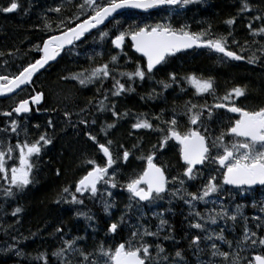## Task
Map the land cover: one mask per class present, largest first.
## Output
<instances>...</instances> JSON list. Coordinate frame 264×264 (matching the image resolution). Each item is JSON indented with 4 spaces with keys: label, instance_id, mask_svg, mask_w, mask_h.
Here are the masks:
<instances>
[{
    "label": "snow or ice",
    "instance_id": "1",
    "mask_svg": "<svg viewBox=\"0 0 264 264\" xmlns=\"http://www.w3.org/2000/svg\"><path fill=\"white\" fill-rule=\"evenodd\" d=\"M202 0H80L75 3L74 0H66L68 5H73L76 9L71 15H63L67 10L62 5L55 8L47 9L41 14L42 31L47 33L46 38L42 39L41 43L32 46L30 51L38 52L39 58L30 61L26 65L19 67L16 73H7L8 61H4L5 74H0V96L14 95L17 91L22 90L23 87L33 82V77L50 61H55L57 57L67 50H72L77 46V42L86 39V35H91L92 31L99 32L98 39L104 41L111 39V44L116 49H121L124 45L125 39L130 38L132 47L137 53H141L145 63L141 65L137 63L134 71L131 72H117L115 67L117 56L113 55L109 62L103 64H96L88 69H83L80 72L72 73L70 77H61L62 79H69L78 81L81 86H87L93 83H100L103 85L107 79H112L113 85L111 95L118 97L124 92H131L134 89L131 84L126 86L122 83L119 77H127L129 82L135 81L137 78L143 81L145 78H151L158 65L166 63L169 57L175 56L176 53L184 50L191 49L193 46L206 47L216 53L221 54L220 60H245L246 57L239 55L237 52L230 50L228 41L232 38V32L227 34H220L217 36L211 35V25L208 29H203L200 32H192L188 25H181L179 28L173 27L170 22H157L156 24H145L140 26L133 22L122 31L113 37L110 36L108 31H101V26H104L107 21L115 20L114 14H121L119 10L123 9H141L148 11L149 9L166 8L170 15L175 11L183 9L187 5L201 3ZM20 7L17 0H11L6 7H0L3 13H12ZM253 7L249 0H241V7L237 15L244 13H251ZM258 14L252 17L247 24L249 36L252 37V45H261L257 51L262 55L257 56L255 53L247 57V63L250 65L257 64L264 60V9H258ZM47 12H54L58 15L56 21L49 19ZM252 21H260L261 26L256 28L253 26ZM236 22V17H229L224 21L228 26H233ZM55 23V28H53ZM120 22L116 21V27H119ZM261 37V40L256 39ZM94 39H96L94 37ZM233 44L238 42L232 39ZM250 46L248 40L244 41V46H241V51L245 47ZM19 49L14 53L9 51L7 53L0 52V57L5 55L9 57L16 56ZM79 55V53H76ZM101 55V53H96ZM89 61L95 63L94 57L89 56ZM188 84L195 88L197 95L208 94L215 97V86L212 77L203 78L197 76L195 73L187 74L183 78ZM169 81L171 83H169ZM177 82L175 72L168 73L167 80H161L157 83L162 85L163 89H168L172 84ZM29 98L20 99L11 111L0 113L5 117L11 118L13 114L29 113L31 111L30 105H39L44 98L42 92H35ZM99 92L100 89H97ZM246 87L239 85L229 89L223 96L215 97L218 102L213 105L207 103L203 105L193 104L191 101L185 102L184 115L188 118V123L191 125L187 131H179V121L175 109H173L172 118L169 120H162L164 110L161 114L154 117L155 120L161 121L166 126V134L162 135L158 145L152 146V151L146 156V167L138 175L129 178L125 185L129 193L130 203L126 206L132 207V202L139 204L140 202H148L151 204L153 201L162 199L164 194L168 193V184L170 181L165 175V169L157 166L154 163L156 155L155 149L157 147L163 149L169 140H175L180 145V158L185 167L182 173L183 177L187 180H195L200 175L196 171L197 165L215 164L219 166L222 171L223 185H234L238 189H243V186L251 188L253 185L264 186V106L256 110H248L247 108L238 106V98L246 95ZM159 95V93H156ZM148 98H153V93L148 94ZM109 97L107 92L104 94L102 100L96 101L97 111L104 112L110 110L112 115L119 120L121 115L127 116L125 112L120 114L116 111V105L113 103L109 108L107 105ZM144 99V97H141ZM93 101L90 99L88 105ZM87 107V106H86ZM216 109H227L229 113L239 115V118L231 122V126L226 131H221L219 135L212 136L207 126V121L204 119L205 112H207V120L211 121ZM86 111V108L80 109L77 116H81ZM74 113L65 111L64 117L67 121L71 122ZM144 114H140L136 118V122L131 125L132 129H153L161 133L165 132V128L157 126L153 128V124L146 118ZM79 124L87 125L88 120L81 118ZM91 123L94 125L96 120L93 119ZM49 127H54L53 121H48ZM39 128V125H35ZM116 123H108L101 127V132L108 135L109 129H114ZM19 134V122L16 119H10L8 127L0 129V131L7 133L8 131ZM202 129V131H201ZM89 140H91L99 152L103 154L105 163L101 166L97 164L94 159L85 160V164L90 166L83 176L75 182V193L71 194V200L66 201L72 204H83V200L77 198V194L81 196L89 195L92 198L102 195L100 186L104 185L107 188L117 187V171L113 168L117 165L119 159L127 161L130 152L126 149L122 152V157H116L111 151L113 144L112 140H107L106 143H100L97 136L91 133H85ZM226 136H231L232 143L225 141ZM4 141L0 140V144ZM52 143L51 136L48 133H41L37 139L29 142L27 139L23 142L17 140L15 145L7 144L0 150V180H3L6 185L3 188V195L5 197H13L17 192H22L29 185L34 182V170L36 163L46 145ZM123 149V145H120ZM135 147V146H134ZM213 151L216 155L213 156ZM11 166L9 167V162ZM111 173V174H110ZM60 170L57 169V175ZM215 176H209L207 182L197 192H188L184 188L185 180L177 176L172 177L173 183L178 182L180 188H176L169 193L172 197L179 198L184 201L190 208L189 217L192 218L190 227L201 231H206L205 223L200 221L211 222L216 224L217 219L231 220L235 222L238 216L243 215L241 209L243 205H236L233 214L229 215L228 209L221 206L219 211L210 209L206 213H201L196 210L195 202H205L206 198L217 194L222 191L221 184H217ZM64 194H68L70 189L65 187L62 189ZM111 191H107V196L111 197ZM59 202V201H57ZM255 206V205H254ZM113 207L107 200L104 202V211L107 213L109 208ZM261 211L264 212V206H261ZM22 212L21 207H16L11 215L17 216ZM76 215L84 216L86 219L91 220L92 217L85 212H77ZM154 216L162 217L163 213H153ZM139 219V218H138ZM253 219L259 220L256 224L257 229L264 230V219L254 217ZM123 216H121V222ZM167 221L160 219L157 230L152 232L148 227L143 225L134 226L130 237L125 242L118 244L115 249L104 248L103 244L99 245L96 250L99 253L97 259H91L93 253L86 252L83 248L77 247L79 241L84 237H74L71 240L61 237L62 246L53 251L52 255L57 258L59 264H100V259H103V264H187L184 252L177 249L174 254H168L166 249L161 244L155 246L145 241L146 236L158 237L160 232L164 229ZM118 229V223L114 222L109 225L108 232L115 233ZM56 233H61L62 228L55 229ZM15 239V238H13ZM165 240L172 239L171 236H164ZM203 240L212 241L208 249L209 259L207 262L199 259L200 254L204 253V249L200 247L202 237L200 235H193L189 248L194 250L197 255V264H242L240 252L247 251L248 247L255 248L260 246L264 249V236L258 235L257 231L249 228L247 217H245V224L243 227L242 235L235 241L236 248H233V241H229L224 236V229L220 232H213L203 237ZM215 241L226 243L230 251H222ZM153 247L155 248V255H153ZM15 245H10L9 251L14 249ZM22 253L16 250V255L20 256ZM78 256L79 260H74L73 257ZM220 258L217 261L215 258ZM37 259L45 261L49 264L45 253H40ZM247 264H264V254H255L248 259Z\"/></svg>",
    "mask_w": 264,
    "mask_h": 264
},
{
    "label": "trees",
    "instance_id": "2",
    "mask_svg": "<svg viewBox=\"0 0 264 264\" xmlns=\"http://www.w3.org/2000/svg\"><path fill=\"white\" fill-rule=\"evenodd\" d=\"M24 1L26 2L28 8V0H17L19 5H21L20 3ZM249 2L253 7V11L251 13H244L242 15H237L241 7V0H202L201 3L187 5L179 11H175L174 14L170 15V17L168 18H166L165 16V11L167 10L166 8L153 9L148 13H141L136 10H127L121 13L119 15V18L110 21L107 24V27L111 31L109 32L110 36H113L115 30H123L127 26L133 24V22L140 26H143L145 24H156L157 22H170L173 27L176 28H179L181 25H188L192 32H200L203 29H208L209 25H211V35L213 37L220 34H227L230 31L232 32V38L228 41L229 48L231 50L237 52L239 55H241L242 53L257 54L260 53L259 51H257V49L261 45L251 44L252 37L249 36L247 24L250 20H252V17L258 14V9H264V0H249ZM44 4L53 6L54 8L58 5H62L65 9H67L63 14L69 15V13L67 12H71L73 10V5H68L67 3L62 4L60 0H46ZM20 11H22V8H20ZM157 11H161L162 13H159L158 16H154L155 12ZM36 13H39V11H36ZM162 15L163 17L161 18ZM231 16L236 17V22L233 26L230 27L226 25L224 21ZM36 20L39 21V17H36L35 19H15L7 15L5 18H0V37L9 32L16 35L14 39H6L10 43L4 40L3 42L5 43L3 44L5 45L6 43H8L7 45L10 44L9 46L11 51H17L19 47H21V49H24V47L22 46V41L26 39H32V42L36 43V41H34V38L30 37L32 35V30H35V25L31 24L30 22H35ZM116 21L120 22L119 27H116ZM252 23L256 28H259L261 26L260 21H252ZM95 33L96 31L91 35ZM88 38L89 35L86 36V39ZM95 38L96 39L94 40V42H98V37L95 36ZM2 39L3 38H0V41H2ZM232 39H235L238 43L233 44ZM256 39L261 40V37H257ZM245 40L249 41L250 46L245 47V50L241 51V46H244ZM94 42H88V51L86 52V57H94L95 63L91 62V66H89L88 64L82 67L77 66L78 63L75 62L66 64L61 63L62 73L64 72L62 69H65L68 66V70L71 69L72 71V66L76 65L78 69L76 70L79 71V69H88L89 67L95 66L96 64L109 62L111 56H109V60H106L103 58L102 53L99 56L96 55V53L98 52L93 46L95 44ZM261 43L264 44V40H261ZM19 51L21 50L19 49ZM207 52L209 51L191 49L186 52L177 54L172 58H169L163 67H158V70L156 71L157 76L154 78L156 80L155 83H153L152 79L150 78H145L143 81L137 78L135 80V83H133L134 81H125L123 78V83H125L126 86H128V84H131V87L134 89V91L126 92V95L124 94V97L120 99L119 106L123 107L124 110L130 112L140 111L142 112V114H144L143 118L147 117L151 120H155L154 117L160 115L161 110L163 109L164 114L162 115L161 119L169 120V116L170 119L172 118L173 109H175V111L177 109H180L183 105H185V102L191 101L193 104L198 105L217 102V99L215 97L223 96L225 92L231 89L234 85L246 87V95L248 97V101L242 103L247 108H259L262 106V103L264 104V60H261L257 64L250 65L247 63L246 57L245 60L240 61L224 60L223 62H221L220 60V63L218 64L216 63V57L214 56H201V54H205ZM212 57H214L215 59H213ZM133 59L134 58L131 57L129 60L132 61ZM82 63H85L84 59ZM214 64H216L217 66H215ZM115 67L117 70L122 72H131L135 70L136 65L131 66L129 64L120 62L117 59ZM169 72L176 73L177 82L175 84H172L168 89H163V87H161L162 85L158 84L157 82L161 80H167ZM190 73H195L197 76L203 78L212 77L216 85L215 97H212L208 94L197 95L195 93V88L191 84H187L182 76V74ZM70 75L71 74L63 73L61 74V77H69ZM61 77L59 76L58 78H54L53 80L51 79L48 83L44 82L46 84L47 91L51 92L49 97L53 98L55 93L52 91L56 90V94L58 93L57 96L59 97L57 98L55 96V98L53 99L56 100V102L58 101V103L60 102L59 104L60 106H62V109H64L66 103L60 100L74 99L71 107H75L74 109L77 110V112H80V109L82 108H86L87 110L90 107V105H88V101L90 99L83 97L80 94L81 90H78V93L77 89L80 88H77L76 84H69L67 83L68 79H62ZM169 83L171 82L169 81ZM156 85L160 86L157 87ZM152 86H155L156 88L153 89L151 88ZM74 87L76 89H74ZM102 87L103 85H101V88ZM103 93L104 92H102L101 95L96 96L93 101L101 99ZM149 93H159V95H153V98L149 99ZM141 97H144V99H141ZM156 112L160 114H157ZM83 114L85 116L86 111ZM90 115L92 116V113ZM84 116L82 117L84 118ZM81 118L80 116H72L71 119L73 127L70 128L69 126H66V129L64 128V132L62 130L63 133L71 132L76 135H72L74 136V140L71 137H67V139L71 140L73 145L81 143V147L79 146L78 149H76L75 146L72 147L71 145V148H67V151L64 147V142L57 144L54 150V154L53 151L51 153L52 160L45 163L44 172L39 171L38 173V182H41L39 186L34 188H26L22 192H17L13 197H3V200L9 199L7 203L0 201V228L4 229V226L1 225V223L5 222L8 219L13 222V228H18V232H12L0 237V243H4L3 245H15V248L9 250L8 252H5L0 248V264H45L44 260L37 259V257L43 249H51V247H54V244L50 246L48 241L51 238L50 234L55 233L56 228H62V232L68 229L65 223L69 220V216L66 217L67 212L68 214H70L69 211L75 212L76 210L79 211L80 209V212H82V210L88 209L86 213H88L89 216L92 212L97 211L96 219L98 220L96 224H89L85 221V223H82L81 229L83 231L84 239L78 242L77 247L83 248L86 252H91L94 255V253L97 252L96 250L98 249L99 245H106L110 241L111 237H116L121 240L122 237L125 236L122 233V230H117L113 234H111L110 232H106L108 231L107 228H109L108 225L114 223L115 219L110 220L111 222L109 221L107 223H104L103 220L105 218L101 217L104 212L101 211L99 204H97L94 200H92L94 201L92 202L89 199L82 198L84 205L82 207H76L75 210V208L71 209L72 207H69L68 204L63 201L62 194L60 195L63 189L62 184L68 182V179L72 177V173L74 175H77L79 173L78 171L80 170V168L76 170V166L79 163L83 164L89 156L97 161L103 158L97 150L96 145L94 143H92V145L89 144L88 139L84 136L85 133H91L95 136L97 134V130L99 129L97 127V123H95L94 125L91 123V125H89V120L87 117H85V119L88 120V124L82 125L78 122V119ZM49 120L50 119H43V122L48 125ZM95 120L96 122L98 121V119ZM129 123L130 121L126 119L118 127L116 126L113 131H111V129L108 130L107 140L113 141L114 147L118 148L117 152L119 153V156H121V147H119L120 145L124 144L126 146H130L129 148H126L123 145L124 149L128 150L131 155L132 147L135 146L136 151L138 148L145 146V140L150 138L145 137H147L151 133L158 134L159 136L163 134L153 129H139V131L134 129L132 131ZM152 124L154 129L157 126L166 128V126L162 123L158 124V122H153ZM180 124L182 125L183 122H181ZM111 133L114 135H112ZM60 141H62V139ZM148 141H150V139ZM138 153L139 158L143 157V153L141 151ZM130 155L128 158L129 161L131 159ZM168 156H166V158H171ZM57 169L60 170L59 175H57ZM58 195H60L59 197L61 198H59L60 202H56ZM75 206L78 205L74 204V207ZM16 207H21L22 212L13 217L11 213ZM64 209L67 210L64 211ZM89 209L94 210L91 211ZM53 211H62V213H59L60 216H58L55 215ZM98 217H100V219ZM76 219L77 217L73 218V220L71 221H76ZM91 227L93 229H91ZM49 228L51 229V231H49ZM255 229H257L256 226ZM99 230L103 231V233H99ZM71 239L73 238H69V240ZM2 240H4V242ZM55 240L56 239L54 238V241ZM16 249H19V251L22 252L20 256L14 254V250ZM222 250H225V248H223ZM46 256L48 262H50L51 264H59V261L56 258H53L52 253L49 252L46 254ZM92 257L90 258V260L92 259ZM73 259L79 260L80 258L76 256L73 257ZM100 264H103V262H100Z\"/></svg>",
    "mask_w": 264,
    "mask_h": 264
},
{
    "label": "flooded vegetation",
    "instance_id": "3",
    "mask_svg": "<svg viewBox=\"0 0 264 264\" xmlns=\"http://www.w3.org/2000/svg\"><path fill=\"white\" fill-rule=\"evenodd\" d=\"M5 14L10 16V17H13L15 19H18V18L21 19L23 16V13L21 11L19 13L12 12V13H5ZM52 16H53V18L57 17L56 13H52ZM30 17H32V16H30ZM30 23L34 24L33 22H30ZM30 23H27V24H30ZM41 29H42V21H41V23H39V27L37 28V30L36 29L32 30V35L30 37L34 38V41H36V43H33L32 39H26V40L22 41V46L24 47V49H21V47H19V49L21 51H19L16 56L9 57V56L5 55L3 57H0V74H5V68H4V61L5 60L8 61L7 73L12 74V73H16L19 70V67H22V66L26 65L27 63H29L30 61H34L35 59L39 58L40 54L34 50L30 51V49H32L33 45L41 43L43 38H46V36H44L45 32L42 31ZM9 51H11V49L7 50L4 47L0 46V52L7 53ZM12 52L15 53L16 50H14ZM60 58L57 59L55 62L49 63V65H46L44 69H41V71L39 73H37V75H36L37 78H35V76L33 77V82L31 84L25 86L24 88H22V90L18 91L16 94L11 96L10 98H8L6 100L5 99L0 100V113H3L5 111H11V109L15 106V104L20 99H26V98H29L31 95H33L34 94L33 90H35V92H42L44 94V98L39 105H30L31 111L29 113H24L21 115L13 114V116L11 118L5 117L2 114H0V126H2L6 122H10V119H16L19 122L20 126H22L24 123H27L28 125L31 126V128L28 129V131H24V129H21V131H19L18 135L16 133H12L9 129L10 141L23 140V139L35 140L39 137V135L41 133H45V132L48 133V135L51 136V138H52V143L50 145H46L44 147L43 151L40 154L39 159L37 161H35L37 166H36V169L34 170L33 177L35 178L36 174H37V176L34 179V182L31 185H29L28 188L34 187V186L38 187V185L41 183V182L40 183L38 182V173H39V171L44 172L45 163L52 160V158H51L52 151L54 154V150L56 148V145L63 142V141H60L62 139L61 136L70 137L73 134L71 132H67V133L62 132V129L65 128L66 126H69L70 128L73 127L72 119H71V122H69V121L65 120V117H63L65 111L71 112V110H72L71 105H72L73 100L72 99L60 100V101H64L66 103V106H64V109H62V106H60V104H59L60 102L59 103H58V101L55 102L56 100L53 99V98H55V96L57 98L59 97V96H57L58 93L56 94V90H55L54 97L53 98L49 97L51 92L47 91L46 84L44 83V82L48 83V82H50L51 79L53 80L54 78H58L59 76L61 77V74H62L61 63H63V62H61ZM62 70L64 71V68ZM47 93H49V94H47ZM120 97L123 98V96H120ZM247 99H248V97L243 98L244 101ZM99 100H102V98ZM99 100H97V101H99ZM119 103H120V100L117 102L118 106H119ZM119 107H121V106H119ZM183 109H184L183 106L180 109H177L176 114H181L183 112ZM120 112H121V110H120ZM103 117H105V114H102L101 118H103ZM43 119L44 120L51 119L52 121H54L56 123L57 127H55V126L49 127L45 122H43ZM236 119H237L236 115H233V117H231L232 122ZM217 121H219V117H216V119L214 120V122H217ZM37 124L39 125V128L35 127V125H37ZM178 130L180 131V124H179ZM84 136L88 139V137L85 134H84ZM229 138H231L232 142H233L234 138H232L231 136H229ZM160 139H161V137H155V138L150 139V141L148 143L149 150H142L141 152L144 154L146 152L148 154H150V152L153 150L152 146L158 145V142L160 141ZM106 140H107V137H105V142H106ZM88 143L92 145L93 142L88 139ZM145 145H147V144H145ZM170 148H172V149L170 150ZM121 150L123 152L124 147ZM178 151H179L178 150V144L173 142L172 140H169L163 149H161L159 147H157L155 149V152L157 154L170 152V153H166L165 155L166 156L169 155L168 157H171V158H166V156H164L162 158H156V160L160 164L164 163L163 168L165 169V175L167 176L170 183L168 185V193L164 194L163 197L169 198V201H170L171 206H172V210L175 214L181 213V211L183 210V207H184V201L179 199V198L172 197L169 194V193H171L172 190H174L176 188H180V184L178 182H175V183L171 182L172 177L177 176L180 179H184L185 180L184 188L188 192H197L204 184L205 175H207L209 173V170L212 168L211 166L206 167L205 165L198 166V167H196L197 173L200 174L198 176V178L195 180H187L182 175L185 166L183 164H181L179 161ZM175 153H177L178 155ZM160 155H162V154H160ZM87 159H90V158H87ZM104 163H105V159L103 162H101V161L97 162V164H100L101 166ZM79 168L84 169L85 167H83V164H81ZM76 181H77L76 175H74L72 173V177L68 179V182L63 183L62 186H63V188L73 187L75 185ZM126 183L127 182H122L121 185H125ZM121 185H119L120 187H118V191L124 192V190H126V188L121 187ZM262 195H264V188L258 187L254 191H252L250 194L245 195L244 198H242L237 192L236 193L232 192V200L234 203H239V205L243 204V206L245 207L246 213H248V212L256 213L257 207L253 206L252 204L260 205V203H263L264 197H262ZM126 201L128 203H130L129 199H127ZM162 202H163V200H161L159 203H162ZM132 205L134 207L135 205H138V204H136V202L133 201ZM185 205H187V204H185ZM200 208H201V206H200ZM135 209H136V207H134L133 210L135 211ZM130 219H131V215H128L127 217H125L122 221V225H120L117 230H119V231L122 230V232H125L127 230L126 229V223L129 222ZM179 225L184 226L185 222L180 221ZM149 230L150 231L154 230V227L149 226ZM170 232H172V230L169 229L167 226H165L164 229L161 231V233H163V234L170 233ZM127 237L128 236H126V235L123 236L121 241L125 242L127 240ZM186 241H188L186 238H182V239L177 240V244H181V243L186 242Z\"/></svg>",
    "mask_w": 264,
    "mask_h": 264
},
{
    "label": "rangeland",
    "instance_id": "4",
    "mask_svg": "<svg viewBox=\"0 0 264 264\" xmlns=\"http://www.w3.org/2000/svg\"><path fill=\"white\" fill-rule=\"evenodd\" d=\"M1 1L2 0H0V7H1ZM21 5H20V8H22L23 9V11L24 10H26L27 9V4H26V2L24 1V2H22V3H20ZM19 11H20V9H19ZM76 10H74L73 12H75ZM68 13H70V12H68ZM72 14V12L69 14V15H71ZM63 15H68V14H63ZM0 18H5L6 17V15L4 14L3 15V12L2 11H0ZM96 34H97V32L95 33V34H93V35H89V38L88 39H86V40H84L83 42L84 43H88V42H94V37L96 36ZM9 35V36H8ZM16 35L14 34V33H5L2 37H0V38H3L2 39V41H0V46H2V47H4L5 49H7V50H10V47H8L9 45H7L8 43H10V42H8L7 40H11V39H14V37H15ZM12 37V38H11ZM7 39V40H6ZM6 41V42H8V43H6L5 45L3 44V43H5V42H3V41ZM95 44H98V45H102L103 47H98L96 50H97V52L98 53H102L103 54V58L104 59H106V60H109V56H113V54L115 55V56H117L118 58V60L120 61V62H123V63H126V64H129V65H132V66H135V65H137V63H140L139 62V60H132V61H130L129 60V58H128V54H127V50H121V49H116L114 46H109V44L107 43V42H103V41H98V42H94ZM8 47V48H7ZM113 47V48H112ZM125 47V46H124ZM75 52H78V50H76L75 48L72 50V52L71 53H75ZM73 62H75V61H73ZM100 63H102V62H100ZM103 64V63H102ZM215 66H217L216 64H214ZM117 72H122V71H119V70H117ZM70 77V76H69ZM117 78L118 79H120L121 80V82L123 83V78H124V80L125 81H128L127 80V77H119V76H117ZM69 79H70V81H69ZM68 79V82L67 83H72V80H71V78H69ZM113 82V81H112ZM77 83H78V81H77ZM133 83H135V81L133 82ZM68 84V85H69ZM72 84H75V83H72ZM67 85V86H68ZM77 86V88H80V89H77V91L78 90H81V92H80V94L83 96V97H86V98H89L90 99V97H91V95L93 94V93H99V92H101V84L100 83H93V84H89V85H87V87L84 89L81 85H79V84H77L76 85ZM74 89H76L75 87H74ZM97 89H100V91L98 92L97 91ZM112 90V89H111ZM111 90H110V93H107L108 94V97H109V99L108 100H113V98H115V97H113L112 95H111ZM52 92H54L55 93V90H53ZM78 93H79V91H78ZM71 98V97H70ZM91 107H92V116L91 115H89L88 113H87V111H86V115L84 116V114H82L81 116H80V118L82 117V116H84V119H85V117H87L88 118V120H89V124L91 123V120L92 119H95V118H98V121L96 122L97 123V127L99 128L98 130H97V134L95 135V136H97V138H98V140H101V141H103V142H105V133L104 132H101L100 131V129H101V127L103 126V125H106V124H108V123H110L108 120H109V117H106V115H105V117H103V118H101L102 117V114H103V112H99V111H97V105H94V104H92V105H90ZM75 107H72V113H74V115H75V113H79V112H77V110H75L74 109ZM183 108H184V105H183ZM96 112H97V114H96ZM157 114H160V113H158V112H156ZM184 109H183V112L181 113V114H177V119H178V121H179V124L181 123V121L184 119V118H186L187 116H185L184 114ZM73 115V117H77V115H75L74 116ZM83 118V117H82ZM137 118V117H136ZM169 119H170V116H169ZM149 121L151 120V119H148ZM152 121V123L153 122H158V124H160L161 122L160 121H155V120H151ZM40 123V122H39ZM113 123V122H112ZM56 124V123H55ZM65 129H66V127H65ZM63 130V132H64V128L62 129ZM111 131H113V129H111ZM112 134V133H111ZM72 135H74V134H72ZM70 136L71 138H73V140H74V136ZM112 135H114V134H112ZM149 136V135H148ZM148 136L147 137H145V138H148ZM65 137H66V139H65ZM61 138H62V141L64 142V147H65V149L67 150V148H71V145H72V147L73 146H75V148L76 149H78V147L80 146L81 147V143H77V144H75V145H73L72 144V141L71 140H69V139H67V136H61ZM153 137H150V138H148V139H146L145 140V143H144V145L145 144H147V145H145V146H142V147H140V148H138L136 151H135V147L133 146L132 147V154L130 155V157H131V159H130V161L129 160H127V161H124L123 159H119L118 161H117V165H114L113 166V168L114 169H116V171H117V176H116V180H120L121 179V177L123 178L124 176H126V174L128 173V171H130L131 169H134V168H136L137 166H139L140 164H141V162H142V160L144 159V157L146 156V155H148V153L146 152L145 153V155L143 156V157H140L139 158V153L138 152H140V151H142V150H149V145H148V143H149V139H152ZM0 140H3L4 141V143L3 144H0V150H2L7 144H9L10 142H9V140H8V137H7V135L6 134H4V132H2V131H0ZM225 141L227 142V143H232V139L231 138H229V136H226V138H225ZM123 145V144H122ZM120 147V146H119ZM111 148L112 149H114L115 151H114V156H116V157H120L119 156V153L117 152L118 151V148H115L114 147V143L112 144V146H111ZM75 149V150H76ZM68 151V150H67ZM215 152V151H214ZM121 153H122V151H121ZM216 153V152H215ZM90 157V156H89ZM88 157V158H89ZM76 161V160H75ZM84 164V163H83ZM80 165H81V163H79L77 166H76V170L80 167ZM216 166H218V165H216ZM85 167V166H84ZM219 168H216L215 169V174H218L219 172H220V170H218ZM80 171V170H79ZM78 171V172H79ZM222 172V171H221ZM77 173V172H76ZM111 174V173H110ZM65 178V177H64ZM63 178V179H64ZM62 180V179H61ZM39 186V185H38ZM221 186H222V184H221ZM110 189L111 188H107V186H104V185H101L100 186V192L102 193V195H98L97 197H95V198H92V197H90L89 195H84V196H81L80 194H77V198L78 199H81L82 200V198H85V199H89V200H94V201H96V202H98V203H102L104 200H105V196L103 195V194H105V193H107V191H110ZM232 192H234V193H238L242 198H244L245 197V195H247V194H250L251 193V191L250 190H248V189H246V188H243V189H238V190H231L229 193H231L232 194ZM73 193H75V188H74V186H73V188H71L70 189V192L68 193V194H66V198H64L65 196H63V198H64V200L63 201H65V203H67L68 204V206L69 207H72L71 209H74L75 208V210H76V207H82L84 204H76V205H78V206H75L74 207V204H72V203H68V202H66V201H70L71 200V194H73ZM215 195L216 194H213L212 196H214L215 197ZM3 197H5L4 195H3V192L2 193H0V201H3V202H5V200H3L2 198ZM58 197H59V195H58ZM262 197H264V195H262ZM6 198V197H5ZM60 198V197H59ZM59 198H58V201L60 202V200H59ZM211 198V196L210 197H208V198H206V200H208V199H210ZM61 199V198H60ZM9 201V200H8ZM8 201H6V203L8 202ZM94 201H92V202H94ZM10 203H12V202H10ZM221 203H219V205H220ZM150 205V204H149ZM203 205H204V203H203ZM240 205H243V204H240ZM259 206H264V202L263 203H260V205ZM220 207H217V208H210V209H216V210H218ZM228 208H229V210L231 211V213L233 214V212H234V210H235V208H230V206L228 205ZM66 209H64V211H65ZM86 211H88V209H86V210H82V212H85L86 213ZM101 211H103L102 209H101ZM241 211H242V213H243V215H241V216H238V218H237V220H242V221H245V217H247V223L249 222V220H250V217H249V215L248 214H246L245 213V211L243 210V209H241ZM54 212V214L55 215H58V216H60V214L62 213V211H60V212H56V211H53ZM77 212H80V209H79V211H75V212H73V211H70V214H68V212H67V216L66 217H68L69 216V220L65 223V225H67V227H68V229H66L65 231H63V232H61V233H51L50 234V236H51V238H50V240L48 241V243L50 244V246H52L53 244H54V247H51V249H49V248H45V249H43V251L45 250V253H53V251H55L57 248H59V247H61L62 246V241H61V237H63L64 239H68L69 240V238H74V237H83L84 235H83V231H82V229H81V227H82V223H85L84 222V220H83V218H82V216H78V215H76V213ZM104 212V211H103ZM60 213V214H59ZM88 214V213H87ZM77 217V219H76V221H71V220H73V218H76ZM255 217H260L261 219H264V212H262L261 211V208H259V209H257L256 210V215H255ZM259 221V220H258ZM133 223H136L135 221H132ZM260 222V221H259ZM12 224H13V222L10 220V219H8V220H6L5 222H2L1 223V225H3L4 226V229H0V237L1 236H4V235H7V234H10V233H12V232H18V228H13L12 227ZM139 225H143V224H141V223H138ZM227 224H229V223H227ZM119 225H122V223H119ZM230 225V224H229ZM132 226V224H129V222H127L126 223V229L128 230L130 227ZM144 226V225H143ZM248 226H249V228H251L252 229V227L250 226V224L248 223ZM226 227V225L225 226H223L222 225V227L221 228H219L216 232H220V230L223 228L224 229V236L226 237V239L227 240H229V241H233L234 242V240H235V238H234V236H233V234H232V232H228V231H226L225 228ZM244 227V226H243ZM157 228V227H156ZM243 229V228H242ZM255 229V228H254ZM214 230H216V229H214ZM256 230H259V229H256ZM49 231H51V229L49 228ZM211 232H209V234H210ZM163 234V233H162ZM54 238L56 239L55 241H54ZM184 238H186L188 241L190 240V238L188 237V236H186V237H184ZM129 238L127 237V240H128ZM182 239V238H181ZM3 242H4V240H2ZM145 241L147 242V243H149V244H153L154 242H155V240H153V239H145ZM216 242V241H215ZM219 242H221V241H219ZM223 245H222V247H220V249L222 250L223 248H225V250H222V251H230V249H229V247H228V245L226 244V243H223V242H221ZM4 244V243H3ZM2 243H0V248H1V250H3L4 251V249H9V245H3ZM104 248H106V249H108V248H111V245H107V246H105ZM233 248L235 249L236 248V245L234 244L233 245ZM249 248H251V247H248V249ZM111 249H113V248H111ZM16 250H19V249H16ZM16 250H14V254H16ZM114 250V249H113ZM173 251V248H166V252L167 253H171ZM5 252H8V251H5ZM21 252V251H20ZM244 251H242V252H240V255L243 253ZM22 253V252H21ZM98 256H99V254H98ZM98 256H97V258H98ZM53 258H56V257H54L53 256ZM57 259V258H56ZM92 259H93V257H92ZM216 260L217 261H219L220 260V258H216ZM100 262H103V259H100ZM49 264H51L50 262H49Z\"/></svg>",
    "mask_w": 264,
    "mask_h": 264
},
{
    "label": "bare ground",
    "instance_id": "5",
    "mask_svg": "<svg viewBox=\"0 0 264 264\" xmlns=\"http://www.w3.org/2000/svg\"><path fill=\"white\" fill-rule=\"evenodd\" d=\"M11 1H9V0H2L1 1V7H6V6H8V4L10 3ZM20 8H18V10H19ZM22 11H23V9H22ZM135 11V10H134ZM5 13H3V15H4ZM6 15V14H5ZM7 16V15H6ZM1 17V16H0ZM93 33V32H92ZM9 36V35H8ZM86 36H88V35H86ZM12 38V37H11ZM85 39H83V41H84ZM231 50V49H230ZM67 51V50H66ZM41 71V70H40ZM39 71V72H40ZM38 72V73H39ZM36 75L37 74H35L34 76L36 77ZM187 74H182V76H183V78L186 76ZM24 88V87H23ZM74 100V99H73ZM56 102V101H55ZM75 102V101H74ZM74 104V103H73ZM64 106V105H63ZM66 106V105H65ZM72 106V105H71ZM87 113L90 115L91 114V112H92V107L90 106L87 110ZM96 114H97V112H96ZM95 119H98V118H95ZM151 123H152V121H150ZM53 123H54V126L55 127H57V125L55 124V122L53 121ZM89 125H91V123L89 124ZM163 135V134H162ZM162 135H158V134H154V133H151V135H149L148 137H153V138H155V137H162ZM115 138H117V137H115ZM99 142L100 143H106V142H103V141H101V140H99ZM112 149V148H111ZM97 150H98V148H97ZM99 151V150H98ZM122 151V150H121ZM101 155H102V157H103V154L101 153V152H99ZM145 154L143 153V156H144ZM120 157H122V154H121V156ZM90 159H94V158H91V157H89ZM104 157L102 158V159H100L99 161H101V162H103L104 161ZM95 160V159H94ZM96 161V163L97 162H99V161H97V160H95ZM106 162V161H105ZM85 166V168L83 169V168H80V171H79V173L76 175V179L78 180L81 176H83L88 170H90V166H88L87 164H83V167ZM36 176H37V174L35 175V178H36ZM34 178V179H35ZM34 187H37V186H34ZM34 187H29V188H34ZM28 188V187H27ZM71 188H73V187H70L69 189H71ZM74 188H75V185H74ZM62 194V198H63V196H65L64 198H66V194H64L63 192L62 193H60V195ZM59 195V196H60ZM53 196V195H52ZM217 196H219V195H215V197H217ZM214 196H211V198H213ZM30 198V197H29ZM59 198V197H58ZM58 198H57V201H58ZM64 198H63V200H64ZM52 200V199H51ZM56 201V202H57ZM55 202V201H54ZM204 203V205H201V210L203 211V212H205V211H208V210H210V208H217V207H211V206H209V205H207L205 202H203ZM53 204H55V203H53ZM59 204V203H58ZM239 203H234L233 202V200H232V207L233 208H235L236 207V205H238ZM253 206L255 205L256 207H257V209H259V208H261V206H259V205H257V204H252ZM65 206V205H64ZM59 207V206H58ZM220 209V208H219ZM245 212H246V210H245V207L243 206V208H242ZM67 210V209H66ZM70 212V211H69ZM251 218H253V217H255V215H256V213H250V212H248L247 213ZM102 217V216H101ZM99 219H100V217H98ZM104 218H106V217H104ZM111 222V221H110ZM119 223H122L121 221H118ZM100 223V222H99ZM103 223V222H102ZM101 223V224H102ZM119 223H118V225H119ZM90 224V223H89ZM94 224V223H93ZM112 224V223H111ZM90 226V225H89ZM95 226V225H94ZM120 226V225H119ZM93 227V226H92ZM91 227V229H93ZM103 227V226H102ZM156 228V227H155ZM108 229V228H107ZM98 230V229H97ZM106 230V229H105ZM259 231H263V230H261V229H259ZM100 232H102L103 233V231H100L99 230V233ZM106 232H108V231H106ZM101 233V234H102ZM105 233V232H104ZM106 234H108V233H106ZM111 234H113V233H111Z\"/></svg>",
    "mask_w": 264,
    "mask_h": 264
},
{
    "label": "water",
    "instance_id": "6",
    "mask_svg": "<svg viewBox=\"0 0 264 264\" xmlns=\"http://www.w3.org/2000/svg\"><path fill=\"white\" fill-rule=\"evenodd\" d=\"M139 10H141V9H139ZM120 11V10H119ZM142 11H144V10H142ZM130 39V38H129ZM130 41H131V39H130ZM193 47H196V46H193ZM132 49L135 51V49L132 47ZM184 50H187V49H184ZM183 51V50H182ZM136 52V51H135ZM139 54H141V53H139ZM142 55V54H141ZM50 62H52V61H50ZM9 96V95H8ZM0 97H6V96H0Z\"/></svg>",
    "mask_w": 264,
    "mask_h": 264
}]
</instances>
